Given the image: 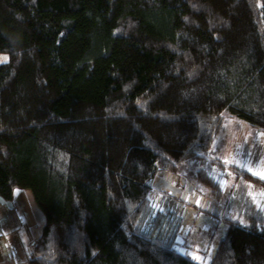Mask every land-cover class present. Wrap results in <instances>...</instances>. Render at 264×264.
<instances>
[{
    "label": "trees",
    "instance_id": "obj_1",
    "mask_svg": "<svg viewBox=\"0 0 264 264\" xmlns=\"http://www.w3.org/2000/svg\"><path fill=\"white\" fill-rule=\"evenodd\" d=\"M0 52V199L45 219L28 264H264L249 199L207 263L138 227L187 162L231 208L204 160L226 119L264 134V0H0Z\"/></svg>",
    "mask_w": 264,
    "mask_h": 264
},
{
    "label": "rangeland",
    "instance_id": "obj_2",
    "mask_svg": "<svg viewBox=\"0 0 264 264\" xmlns=\"http://www.w3.org/2000/svg\"><path fill=\"white\" fill-rule=\"evenodd\" d=\"M4 57L7 59L4 60ZM8 59L7 52H0V64ZM209 154V159L204 163L206 166L212 164L210 176L223 193H232L230 197L233 196L234 202L230 211L239 212L238 205L248 199L264 211V190L238 176L245 171L264 180V134L238 120L226 119ZM210 161H214V164L208 163ZM201 165L203 162H187L175 174L192 176ZM155 194L156 197L159 195L157 192ZM152 198L140 220V231L170 243L181 254H189L207 263L210 255L214 254L220 236L218 223L210 217L202 219L197 228L187 227V224L182 228L180 218L175 213H163L166 209H161L156 198ZM159 212H162L160 216ZM44 222V215L36 206L29 189H14L11 207L0 202V264H28L32 243L39 236Z\"/></svg>",
    "mask_w": 264,
    "mask_h": 264
},
{
    "label": "flooded vegetation",
    "instance_id": "obj_3",
    "mask_svg": "<svg viewBox=\"0 0 264 264\" xmlns=\"http://www.w3.org/2000/svg\"><path fill=\"white\" fill-rule=\"evenodd\" d=\"M171 185L178 188V190L174 189V194L171 191H160L153 188L155 191L153 193L157 192L159 195L156 197V194H154L152 199L155 197L157 202L160 203L161 209H166L163 213H175L181 220L182 228L183 225L185 226L186 224L188 225L187 227H196L202 219H209L212 217V220L218 223V229L221 230L219 238L224 236L229 223L234 220L230 209L218 204L215 198L205 195L204 191L196 188L191 180L183 176L172 178ZM190 186L192 187L190 188ZM206 198L208 201L213 200L214 205L218 206L217 214L213 213V208H210L209 202H205Z\"/></svg>",
    "mask_w": 264,
    "mask_h": 264
},
{
    "label": "water",
    "instance_id": "obj_4",
    "mask_svg": "<svg viewBox=\"0 0 264 264\" xmlns=\"http://www.w3.org/2000/svg\"><path fill=\"white\" fill-rule=\"evenodd\" d=\"M175 174H172V173H167L166 171L164 170H161V171H158L154 177L152 178V182H151V185L153 188L155 189H158L160 191H171L173 194H174V189L178 190V188L176 187H173L171 185V179L172 178H175ZM181 182V180H180ZM192 186H190L191 188ZM0 202L1 203H5L7 205H10V207L12 206L9 202L7 201H4L2 199H0ZM205 202H209V206L210 208L212 207L213 208V213L214 214H217L218 213V206L217 205H214V201L213 200H210L208 201V199L206 198L205 199ZM216 248H217V245L215 246L214 248V252L216 251Z\"/></svg>",
    "mask_w": 264,
    "mask_h": 264
},
{
    "label": "snow or ice",
    "instance_id": "obj_5",
    "mask_svg": "<svg viewBox=\"0 0 264 264\" xmlns=\"http://www.w3.org/2000/svg\"><path fill=\"white\" fill-rule=\"evenodd\" d=\"M7 59V57H4V60H6Z\"/></svg>",
    "mask_w": 264,
    "mask_h": 264
}]
</instances>
